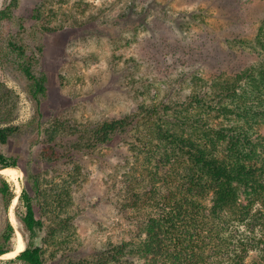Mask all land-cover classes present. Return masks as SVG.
Wrapping results in <instances>:
<instances>
[{"label": "trees", "instance_id": "1", "mask_svg": "<svg viewBox=\"0 0 264 264\" xmlns=\"http://www.w3.org/2000/svg\"><path fill=\"white\" fill-rule=\"evenodd\" d=\"M203 2L205 6L177 12L169 20L171 31L182 37L178 49L185 66L177 69L173 86L178 91H167L158 102L156 96L146 94L129 113L83 128L64 121L47 98L57 75L45 70L40 60L51 52L47 38L58 25L51 24L39 4L25 9L22 0H4L0 31L7 37L5 54L33 102L37 133L48 122L47 139L38 141L47 160L61 152L58 143L69 148L68 156L76 146L84 153L118 142L130 144L137 150L136 161L156 176L151 180L164 187L158 199L155 191L142 199L134 193L131 204L125 205L135 209V237L107 243L89 261H75L65 239L69 233L62 235L73 224L64 214L78 185L79 170L72 167L60 182L50 180L48 188L42 183L43 189L36 175L33 190L23 188L14 209L24 248L5 263L45 264L38 239L52 242L58 237L63 258L59 264H216V259L218 264L221 259L245 264L249 248L259 255L251 264H264V13L251 35H246L242 26L250 21L243 16L244 8L239 11L238 0ZM150 9L147 4L145 11ZM164 9L161 12L167 17ZM94 20L83 22H91L88 31L95 29ZM194 27L207 37L185 45L184 33ZM22 31L37 37L32 47L17 44L15 38ZM238 54L247 61L235 64L230 60ZM132 84L136 88L131 91H141V96L151 87L140 76ZM6 115L0 110L1 120ZM16 130L15 126L0 128V143H7ZM8 167L19 168L18 159L0 153V170ZM14 197L0 175V198L6 211ZM256 204L262 207L255 208ZM229 216L245 222L249 232L257 230L259 237L232 239L226 233ZM15 231L7 218L0 227V257L14 250Z\"/></svg>", "mask_w": 264, "mask_h": 264}, {"label": "rangeland", "instance_id": "2", "mask_svg": "<svg viewBox=\"0 0 264 264\" xmlns=\"http://www.w3.org/2000/svg\"><path fill=\"white\" fill-rule=\"evenodd\" d=\"M203 1L22 0L25 9L39 4L51 24L58 25V30L47 38L51 52L40 60L45 70L57 75L54 89L47 94L51 105L67 123L89 128L98 121L129 113L146 94L148 98L156 96L154 99L158 102L164 99L167 91H178L173 86L177 69L183 65L179 56L182 53L178 49L182 37L171 31L173 24L169 20L177 12L205 6ZM238 1L241 4L239 11L244 8L243 16L246 15L250 21L242 26L243 32L251 35L256 20L264 13V0ZM3 2L0 0V7ZM147 4L151 9L145 11ZM163 7L168 13L167 17L161 12ZM209 17H206L208 22ZM92 19H95V29L88 31L91 22L85 25L83 22ZM200 33L204 31L196 27L185 31L183 39L186 41L183 43L186 45L190 40L207 37ZM35 38L37 40L36 36L31 37L28 32L22 31L15 39L17 44L32 47ZM6 39L0 31V110L7 112L5 121L0 119V128L15 126L17 130L7 143H0V153L17 158L19 168H13L16 171L13 180L0 173L15 195L8 211L0 198V227L7 218L10 219L16 230V245L17 234L20 237L21 234L17 229L14 209L22 189L31 192L36 175L42 179L40 186L44 183L43 187L48 188L50 180L60 182L75 167L79 170L78 185L64 214V217L72 219L73 224L62 236L69 233L65 239L73 249L70 252L73 260L89 261L95 250L107 243H120L135 237L137 227L132 218L135 209L125 207L135 198L134 193L142 199L145 193L155 191L158 199L164 187L161 182L151 180L154 175L151 176L140 160L136 161L137 150L130 144L118 142L110 147H93L84 150V153L76 146L71 148L68 156L69 148L66 150L58 143L57 148L61 152L47 160L48 154L43 152L40 148L42 144H38V141L47 139L44 131L48 122H44L37 133L33 119L34 105L14 72L9 56L5 54L9 49ZM230 60L240 64L247 61V57L238 54L237 58ZM248 60L252 61V58ZM139 76L151 85L143 96L141 91H131L136 88L132 83ZM130 135L128 141L131 142ZM70 138L66 137L68 140ZM83 139L86 140V136ZM76 140L83 142L80 138ZM52 144L47 143L49 146ZM46 151L50 154L49 149ZM259 207L262 206L256 204L255 208ZM142 215L145 213L139 216ZM44 220H47L46 217ZM226 227V233L235 240L239 237L247 239L251 235L259 237L257 230L249 232L245 222L235 216H229ZM38 242L43 249L45 264H59L63 260L60 258L62 244H59L58 237L52 242H45L40 237ZM258 257L256 250L249 248L244 263L251 264ZM5 259L9 257L3 254L0 264H7ZM220 264L230 263L221 259Z\"/></svg>", "mask_w": 264, "mask_h": 264}, {"label": "bare ground", "instance_id": "3", "mask_svg": "<svg viewBox=\"0 0 264 264\" xmlns=\"http://www.w3.org/2000/svg\"><path fill=\"white\" fill-rule=\"evenodd\" d=\"M0 173L8 177L9 179L13 180L15 178L16 171L13 170V168H4L0 170ZM24 248L23 242L21 240V237L17 234V242L15 245V248L12 252L4 254L5 256H8L9 258H12L16 256L22 249Z\"/></svg>", "mask_w": 264, "mask_h": 264}]
</instances>
